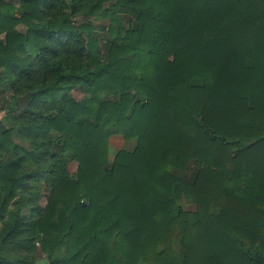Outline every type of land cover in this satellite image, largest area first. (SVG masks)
<instances>
[{
  "label": "trees",
  "instance_id": "trees-1",
  "mask_svg": "<svg viewBox=\"0 0 264 264\" xmlns=\"http://www.w3.org/2000/svg\"><path fill=\"white\" fill-rule=\"evenodd\" d=\"M0 68V264H264V0H0Z\"/></svg>",
  "mask_w": 264,
  "mask_h": 264
},
{
  "label": "rangeland",
  "instance_id": "rangeland-1",
  "mask_svg": "<svg viewBox=\"0 0 264 264\" xmlns=\"http://www.w3.org/2000/svg\"><path fill=\"white\" fill-rule=\"evenodd\" d=\"M8 1H10L11 3H13L14 5H18V3H19V0H8ZM72 19L76 23H80V22L83 21V18L81 16V14L75 15L74 17H72ZM92 24L94 26H96L98 32L101 33L99 31V28L103 25V23L102 22H99V21H95L94 19H92ZM29 53H30V51H29ZM71 96L75 100H80L84 95H83V93L81 92V90L79 88H75V89H73L71 91ZM0 117H3V113L2 112H0ZM109 146L110 147H109V152H108V157H109L108 159H109V162H111L112 159H113V155L119 149L132 150L133 147L135 146V140H125L121 136H112L110 138V140H109ZM75 170H76V163L75 162H71L69 164V171H70V173H74ZM194 172H195V168L193 166H191L189 168V170L182 175V178L185 179V180L190 181L193 178ZM46 193H47L46 190H44V194L45 195H46ZM44 200H45V198H42V200H41V203L42 204L45 202ZM10 207H11V204L9 205V209H10ZM183 208L185 210H188V211L189 210H194V207L193 206H190V205H184L183 204ZM1 223L2 222H0V227H1ZM38 242H39V240H35L34 241V245H35V247H37V253L35 255L36 264H47L48 263V259H47V257L45 255L41 254V252L39 251V248L38 247H39V243L40 242L39 243ZM57 251L62 253L63 252L62 251V247H58L57 248ZM13 254L14 253L10 254V256H12ZM15 255L21 256V254H19V253L18 254H15Z\"/></svg>",
  "mask_w": 264,
  "mask_h": 264
},
{
  "label": "water",
  "instance_id": "water-1",
  "mask_svg": "<svg viewBox=\"0 0 264 264\" xmlns=\"http://www.w3.org/2000/svg\"><path fill=\"white\" fill-rule=\"evenodd\" d=\"M27 101H28V95H25V96L20 97L18 99V103H19L20 107H25L27 104Z\"/></svg>",
  "mask_w": 264,
  "mask_h": 264
},
{
  "label": "crops",
  "instance_id": "crops-1",
  "mask_svg": "<svg viewBox=\"0 0 264 264\" xmlns=\"http://www.w3.org/2000/svg\"><path fill=\"white\" fill-rule=\"evenodd\" d=\"M0 72H1V68H0ZM3 113V112H2ZM3 116H4V113H3ZM3 117H0V119H2Z\"/></svg>",
  "mask_w": 264,
  "mask_h": 264
}]
</instances>
